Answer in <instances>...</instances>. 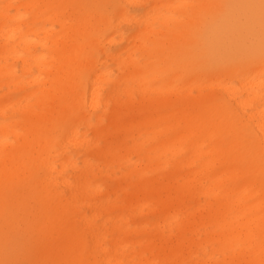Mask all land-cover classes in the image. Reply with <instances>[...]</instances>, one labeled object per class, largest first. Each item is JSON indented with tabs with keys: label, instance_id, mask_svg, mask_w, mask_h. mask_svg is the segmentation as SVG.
<instances>
[{
	"label": "bare ground",
	"instance_id": "1",
	"mask_svg": "<svg viewBox=\"0 0 264 264\" xmlns=\"http://www.w3.org/2000/svg\"><path fill=\"white\" fill-rule=\"evenodd\" d=\"M36 2L40 8H49L51 19L56 9L63 13L66 6L76 8L77 17L60 23L68 28L61 33L68 40L65 47L58 50V66L52 72L53 85H62V89L48 94L50 108L39 114L33 113L32 108L23 112L28 121L23 136L8 126L0 127L6 137L13 139L10 144L0 143V264H11L16 257L31 258V264H127L122 261L129 250L131 264H176L195 245L193 237L196 225L200 224L213 227L208 232L209 238L214 242L222 241V252L234 250V242L238 240L245 243L238 253L232 254V260L243 257L242 264L264 262L263 221L245 218L244 213L248 199H258V208H264V103L261 106L257 103L260 83L253 81L251 66L243 64L242 70L228 71L229 74L239 73V88L227 84L224 78L215 80L219 74L211 73L203 80L197 77V84L186 89L187 92L171 89L165 98L160 87L149 89L145 73L157 67L161 72L176 73L174 78L185 76L192 72L186 67L193 69L204 64L210 50L204 47L206 53L200 50L196 54L191 31L181 28V35H171L166 45L170 56L163 59L157 53L154 62L143 65L133 55L135 52L148 55L146 42L149 39L147 34L140 33L136 22L133 52L125 49L122 57V53L107 56L112 53L99 50L103 58L114 62L113 69L120 73L119 81L127 86L125 100H122L117 96L119 81L100 72L99 62L92 53L98 48L92 33L107 27L108 20L94 11L81 10L78 0ZM205 2L217 7L220 0ZM9 6L11 4L7 3L5 8ZM164 24H168V20ZM23 25L21 16L0 13V39L5 43L0 48L3 62L0 76L16 75L9 61L19 59L20 55L14 46H7L16 34L17 45H24L27 31L22 30ZM142 31L148 33L146 24ZM209 55L220 64L231 59L219 60ZM204 80L205 84L201 83ZM172 83L169 79L168 85ZM134 91L140 93L138 101L131 97ZM192 91L196 95H192ZM213 91L225 92L230 102L227 107L230 111H225L229 117L221 111L222 106L217 105ZM238 91L243 92V98L239 99ZM135 106L141 114L145 111L159 114L162 109L172 108L170 114L175 123L166 125L165 129L176 133L170 135L168 130L163 135L157 131L161 141L154 149L158 156L147 157L145 164L135 163L129 168L128 173L134 175L135 181L123 186L116 183L118 188L126 190L123 209L129 213L112 218L110 228L120 236L111 238L107 247L102 245V237L113 232H100V226L95 224L102 204L94 207L88 203L91 198L105 195V188L95 183L101 168L95 167L88 158H83L77 166L63 152L56 158L52 145L57 143V138L51 131L58 130L63 136L62 142H77L87 155L106 160V155L117 156L119 150H127V128L118 118L124 109L132 110ZM97 109L100 111L95 122L89 123V111ZM217 109L221 116L215 113ZM155 118L165 119L159 115ZM103 119L107 120V125L102 123ZM110 125L115 127L113 132ZM81 127L91 130L92 139L79 134ZM100 141L105 145L100 146ZM180 144L187 148L190 156L185 157ZM161 155L164 159H160ZM109 160L105 163L109 164ZM67 171L72 174V180L64 176ZM200 194L206 199L201 207L197 199ZM34 199L38 207L32 212ZM144 204L149 205L155 221L130 223ZM232 212L237 217L228 220ZM177 215H180V223H176ZM239 225L250 233L241 235L236 230ZM29 227H34V232L26 239L31 244L27 253L17 238ZM132 235L143 237L133 241ZM252 248L260 257H246Z\"/></svg>",
	"mask_w": 264,
	"mask_h": 264
},
{
	"label": "rangeland",
	"instance_id": "2",
	"mask_svg": "<svg viewBox=\"0 0 264 264\" xmlns=\"http://www.w3.org/2000/svg\"><path fill=\"white\" fill-rule=\"evenodd\" d=\"M78 1L81 10L94 11L101 14L109 22L107 27L93 31L92 38L97 40L98 48L92 53L99 62L98 68L101 69L100 72L108 75L111 80L119 81L120 73L113 69L114 62H111L108 57L103 58L99 54V50L112 53L107 56L121 54L125 49L133 52L135 43L132 35L136 33V22L140 26V33L147 34L149 39L146 45L150 53L144 55L141 52H135L133 55L137 62L143 65H149L154 62L157 58L154 55L157 53L163 59L170 56L166 47L169 44L168 40L173 34L180 36L182 28L191 31V39L194 41L192 48L195 49L194 52L196 54L200 50H204L205 47L210 50L209 54L219 60L224 58L231 59L220 64L213 58L211 60V56L207 55L204 50L207 61L193 69L187 66L186 70L191 69L192 72L178 78H174L176 73L161 72L157 67H152L145 73L147 74L146 81L149 89L158 86L161 89L162 96L168 98L167 92L171 89L187 92L186 89L193 88L197 84V77L203 80L211 73L219 74L220 77L214 78L215 80L224 78L227 84L239 88V79L241 78L239 73L229 74L230 72L228 71L233 69L242 70L245 67L243 64H248L251 66L249 71L253 73V81L260 83L257 103L260 106L264 103V0H220L217 7H214L211 2H205V0ZM7 3H10L11 6L5 8ZM66 8L68 13L66 9L63 13H61V9H56V15L51 19L52 12H50L49 8H40L36 0H0V13L2 15L8 13L10 16H21L24 19L22 30L27 31L26 36L23 38L24 45H17L19 40L17 38L18 34H16V38L10 40V45L7 46H14L20 55L19 59L9 61V64L15 69L16 75L11 78L0 76V127L8 126L19 136H23L28 129L27 117L24 116L23 112L30 108L35 114L44 112L47 108H50L48 94L62 89V85H53L54 75L52 74L58 66V50L64 48L68 40L61 34L65 30L68 31V28L60 23H68V21L77 17L75 14V12L77 13L76 8L74 10L69 6H66ZM121 11L122 13H120ZM166 20H168V24H164ZM143 24L147 25L148 33L142 31ZM156 42H160V44L158 43L160 51L155 48ZM4 45V41L0 39V48ZM44 55L45 59L43 60L42 56ZM121 56L123 57L125 54L122 53ZM2 63L0 61V64ZM22 69H27L28 72L22 73ZM249 71L244 72L248 73ZM169 79L173 80L172 85H168ZM201 83L205 84V80ZM117 85V96H121L122 100H125L124 91H126L127 86L121 81ZM168 86H171L170 89H167ZM58 88L60 89L58 90ZM213 93H215L217 98V105H221V111L227 115L225 111H230L227 108L230 102L225 92L213 91ZM192 95H196V92L192 91ZM237 96H239V99L243 98V92L238 91ZM131 97L138 101L140 93L134 91L131 93ZM257 103L254 104L256 105ZM220 109L215 111L217 116H221L219 114ZM99 111V109L89 111V123L93 124L95 122ZM171 111L172 108H167L162 109L159 114L152 111H145L141 114L137 107L132 110L124 109L118 118V122L127 128L125 131V134H127L125 139L127 150H119L117 156L106 155V160L98 156L87 155L83 147L77 142H62L63 136L60 135L59 131L56 129L51 131L52 136L57 138V143L55 142V145H52V153L56 158L63 152L75 161L77 166L81 165L83 158H88L94 166L101 168L100 174L95 177V183L105 188V195L104 197L100 195L91 198L88 203L95 205L94 207H99L102 204L100 210H98L99 215L98 217L96 216L95 224L100 226V232H105L106 230L113 232V234L102 237L103 246H110V239H118L120 236L116 230L110 228L113 222L112 218L116 215L129 213L123 209L126 204V190L118 188L116 183L123 186L135 181L134 175L128 173L129 168L135 163L145 164L147 157L154 159L158 156L157 150L154 149L161 141L157 137V131L165 135L169 130L165 129V126L175 123L174 117H171ZM157 115L165 117V119H156ZM227 116L229 117V115ZM102 123L107 125L108 122L103 119ZM109 129L113 132L115 127L110 125ZM170 130L168 134L176 133L175 130ZM78 132L86 138L92 139V132L88 128L81 127ZM12 142V138L6 137L0 131V143L10 144ZM175 144L177 145L178 143ZM104 145V142L100 141V146ZM180 146H182L185 157L190 156L187 148L181 144ZM160 159H164V157L161 155ZM107 160L111 162L106 164L105 161ZM71 175L68 171L64 174L69 179H71ZM197 199H199L200 207L206 200L202 194L198 195ZM258 204V199L245 201V218H261L264 233V208H258ZM146 205L144 204L136 211L135 214L137 216L134 219H130V223L137 221L142 224H149L155 219V215L148 209L149 205ZM37 207L38 201L34 199L31 211L34 212ZM186 208L190 207L187 206ZM234 217H237L234 212L227 216L228 220H233ZM176 219L177 223L180 215H177ZM171 227H174V224ZM236 228L241 235L250 233L242 225ZM211 229L213 227L205 224L196 225V234L193 237L195 245L187 250L176 264H239L241 260H244L243 257H238L235 260L231 258L233 253H238V250L245 246V243L238 240L234 242L236 245L234 250L222 252V241L214 242L209 238L208 232ZM33 232L34 227H29L23 230L17 238L27 253L31 249V244H28L26 239ZM186 236L190 237L189 234H186ZM137 237L141 238L143 236L132 235L131 239L135 241ZM221 238L223 239V237ZM256 239L255 241H257ZM129 256H131L130 250L128 256L122 262L131 264ZM246 257H260V255L257 256L252 248ZM11 264H31V258L16 257L12 259ZM261 264H264V262H261Z\"/></svg>",
	"mask_w": 264,
	"mask_h": 264
}]
</instances>
